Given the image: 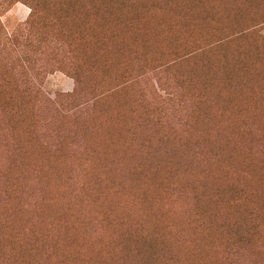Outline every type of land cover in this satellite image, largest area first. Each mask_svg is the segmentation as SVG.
<instances>
[{"label":"rangeland","instance_id":"rangeland-1","mask_svg":"<svg viewBox=\"0 0 264 264\" xmlns=\"http://www.w3.org/2000/svg\"><path fill=\"white\" fill-rule=\"evenodd\" d=\"M54 3L0 0V264H264V0Z\"/></svg>","mask_w":264,"mask_h":264},{"label":"trees","instance_id":"trees-1","mask_svg":"<svg viewBox=\"0 0 264 264\" xmlns=\"http://www.w3.org/2000/svg\"><path fill=\"white\" fill-rule=\"evenodd\" d=\"M25 1H27L30 5H31V9H32V11H31V14H33V11H36L37 10V8H38V6H39V3L41 4V5H43L42 4V0H25ZM53 1H57V3H54V4H64V5H68L67 3H71L72 4V2L74 1V0H53ZM77 1H80V0H77ZM108 2H110V1H108ZM75 5V4H74ZM73 95V94H72ZM220 141H223L225 138H218ZM225 145H223L222 147H224ZM199 151V150H198Z\"/></svg>","mask_w":264,"mask_h":264}]
</instances>
